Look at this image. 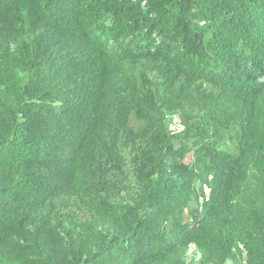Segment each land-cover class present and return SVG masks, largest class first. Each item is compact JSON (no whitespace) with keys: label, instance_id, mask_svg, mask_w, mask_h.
<instances>
[{"label":"trees","instance_id":"16d2710c","mask_svg":"<svg viewBox=\"0 0 264 264\" xmlns=\"http://www.w3.org/2000/svg\"><path fill=\"white\" fill-rule=\"evenodd\" d=\"M0 264H264V0H0Z\"/></svg>","mask_w":264,"mask_h":264},{"label":"rangeland","instance_id":"374dc122","mask_svg":"<svg viewBox=\"0 0 264 264\" xmlns=\"http://www.w3.org/2000/svg\"><path fill=\"white\" fill-rule=\"evenodd\" d=\"M179 120L178 119H175L174 122H173V125L175 126L176 124H178Z\"/></svg>","mask_w":264,"mask_h":264}]
</instances>
